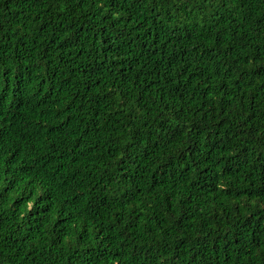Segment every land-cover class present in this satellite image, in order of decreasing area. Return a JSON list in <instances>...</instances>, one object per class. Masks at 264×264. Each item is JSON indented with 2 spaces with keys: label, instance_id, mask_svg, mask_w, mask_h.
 Returning <instances> with one entry per match:
<instances>
[{
  "label": "trees",
  "instance_id": "16d2710c",
  "mask_svg": "<svg viewBox=\"0 0 264 264\" xmlns=\"http://www.w3.org/2000/svg\"><path fill=\"white\" fill-rule=\"evenodd\" d=\"M0 264H264V0H0Z\"/></svg>",
  "mask_w": 264,
  "mask_h": 264
}]
</instances>
